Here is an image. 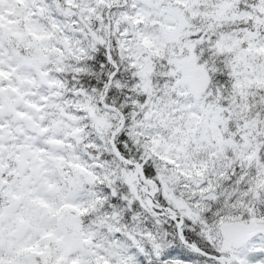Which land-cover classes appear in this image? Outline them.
<instances>
[{"label":"snow or ice","instance_id":"6c2138e0","mask_svg":"<svg viewBox=\"0 0 264 264\" xmlns=\"http://www.w3.org/2000/svg\"><path fill=\"white\" fill-rule=\"evenodd\" d=\"M0 264H264V0H0Z\"/></svg>","mask_w":264,"mask_h":264}]
</instances>
